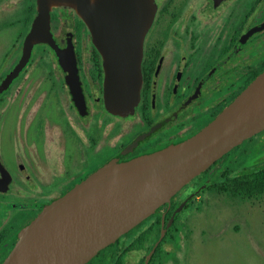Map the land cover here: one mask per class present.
Here are the masks:
<instances>
[{"label": "flooded vegetation", "instance_id": "obj_1", "mask_svg": "<svg viewBox=\"0 0 264 264\" xmlns=\"http://www.w3.org/2000/svg\"><path fill=\"white\" fill-rule=\"evenodd\" d=\"M142 8L118 4L114 12L122 19L142 16ZM34 9L0 83L21 58L35 0ZM150 14L133 112L122 115L104 105L102 57L85 19L66 5L50 10L53 44H33L0 91V263L44 205L110 160L188 140L264 70V0H151ZM58 52L73 53L77 100ZM262 166L264 129L215 159L83 264H187L195 239L190 224L212 208L228 207L229 194L243 190L242 179H233Z\"/></svg>", "mask_w": 264, "mask_h": 264}, {"label": "water", "instance_id": "obj_2", "mask_svg": "<svg viewBox=\"0 0 264 264\" xmlns=\"http://www.w3.org/2000/svg\"><path fill=\"white\" fill-rule=\"evenodd\" d=\"M150 2L35 0L36 14L24 38L21 58L0 83V91L25 64L33 44L52 43L50 10L66 5L85 19L102 57L104 105L122 115L133 112L140 98L142 40L152 18L147 15ZM135 3L142 4V16L124 14L121 19L114 12L118 4ZM58 53L77 100L78 74L73 53ZM262 129L264 70L188 140L131 160H110L44 205L20 229L0 264H83L169 201L215 159Z\"/></svg>", "mask_w": 264, "mask_h": 264}, {"label": "rangeland", "instance_id": "obj_3", "mask_svg": "<svg viewBox=\"0 0 264 264\" xmlns=\"http://www.w3.org/2000/svg\"><path fill=\"white\" fill-rule=\"evenodd\" d=\"M29 2L0 0V75L17 55ZM227 204L190 224L195 239L187 264H264V193H231Z\"/></svg>", "mask_w": 264, "mask_h": 264}, {"label": "trees", "instance_id": "obj_4", "mask_svg": "<svg viewBox=\"0 0 264 264\" xmlns=\"http://www.w3.org/2000/svg\"><path fill=\"white\" fill-rule=\"evenodd\" d=\"M35 9H34V0H30L28 5L25 8V14H24V19L23 22L27 23L29 22L30 17L34 14ZM242 179V184H243V190L242 191H236L235 193H244L247 195H258L261 193H264V166L260 168L259 171L244 175L242 177H237L233 179L234 183H240V180Z\"/></svg>", "mask_w": 264, "mask_h": 264}]
</instances>
